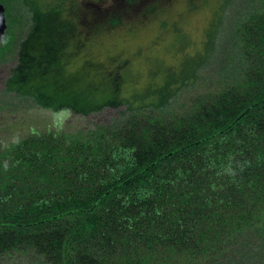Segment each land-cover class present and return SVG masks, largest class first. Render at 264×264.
<instances>
[{"label": "rangeland", "instance_id": "374dc122", "mask_svg": "<svg viewBox=\"0 0 264 264\" xmlns=\"http://www.w3.org/2000/svg\"><path fill=\"white\" fill-rule=\"evenodd\" d=\"M0 2L6 7L8 24L0 42V186L4 190L0 191L4 199L0 203L1 213L12 214L14 211L11 196L26 213L23 201L18 200L23 199L20 196L27 187L35 189L39 195L40 190H44L45 197L61 199L60 189L49 187L45 181L37 182V175H51V181L59 188L65 185V181L59 180L61 174L58 172L68 173L74 177L73 182L77 179L78 184L90 188H102L101 184L106 181L121 187L127 177L125 172L133 171L135 164L142 165L147 157L148 160H167L153 173V178L163 180L155 181L157 184L152 188H143L144 197L140 199L133 196L137 193L134 188L131 193L125 189L107 197L96 213L107 220L109 226L112 216H120L126 208H136V202L149 198L156 185L163 183L162 188L168 184L174 188V184L179 183L182 186L175 187L174 193L178 194L181 189L188 197L196 192L192 189L194 183H188L189 178L176 182L173 174H165V170L174 166L177 176L188 177L182 173L185 167L190 168L188 156L176 149L191 141V137L195 139L200 135L199 125H207L209 120L222 121L229 109L233 111L238 105L250 107L254 102L264 101V0ZM39 6L46 10L38 19L43 25L39 31L42 42L40 38L36 39L37 25L26 10ZM216 22L219 32L214 41L211 64L202 67L200 79L195 84L180 90L166 107L160 109L131 112L126 104L117 102L120 95L117 90L122 87L126 95L135 86L137 90L146 89L150 81L148 77L153 76V65L163 63V58L172 59L182 46L188 44L185 48L188 47L192 54L203 51L206 33ZM179 32L183 36L177 34ZM47 55L53 57L51 65H46ZM25 56L30 58L27 65L23 60ZM228 63L234 65L229 67ZM161 65L164 69L169 67L168 64ZM18 68L25 69L24 76L22 72L17 73ZM157 73L161 74L160 71ZM16 74L25 79H36L30 87L44 76V87L49 84L60 98L81 103L85 108L93 107V110L86 112L84 108L42 105L38 94L35 97L8 89V81L16 78ZM151 80L156 87L163 83L162 78L155 75ZM109 101L112 104L108 105ZM249 143L256 145L255 139ZM222 154L211 153L212 156L222 155L224 160L221 163L208 162L207 154H196L199 156L195 159L197 168L188 169V174H198L205 180L210 179L207 183H212L214 176L226 179L231 174L229 163L240 171L239 157L244 160L253 158L248 152L235 150ZM7 166L21 167V171L27 170L33 177L27 175L18 180L14 175L19 171H9ZM261 169L264 172V163ZM260 181L262 184L256 185L262 188L264 178ZM229 187L218 191L229 199V204L236 201L235 211L231 209V212L244 214L250 208L253 209L251 215L245 218L246 222L240 219L231 227L224 225L218 230L219 235L212 230L206 232L209 241L202 240L198 245L194 243L196 235L184 240L178 232L169 229L171 226L159 235L158 229L151 231L162 243L156 240L157 243L147 247L146 240L123 242L124 224H121L118 236L110 240L103 234L91 239L87 247L83 243L84 237L78 244L70 240L65 249L58 244L55 248L53 235L57 238L60 227L63 235L68 234L76 220L73 215L64 217L59 224L42 226L43 229L39 230L41 238L39 233L32 241L15 236L8 240L14 246L3 241L0 244V264H67L68 258L72 259L71 264H130L137 260V256L131 253L137 250L134 246L139 245L144 255L151 250L154 258L152 262L149 260L150 264L163 261L168 264H264V218L263 221L257 219L264 210V192L260 200L254 199L256 204H253V191L249 189L236 194ZM255 190L259 192V188L255 187ZM225 205L221 199L215 208L220 209L218 213L223 217L229 215V207ZM133 213L138 220V213ZM195 223L196 219L189 217L188 228L196 230ZM201 224L205 228L207 219L201 220ZM3 254L11 255L3 257Z\"/></svg>", "mask_w": 264, "mask_h": 264}, {"label": "trees", "instance_id": "16d2710c", "mask_svg": "<svg viewBox=\"0 0 264 264\" xmlns=\"http://www.w3.org/2000/svg\"><path fill=\"white\" fill-rule=\"evenodd\" d=\"M26 10L29 11V15L32 14L30 15V18L33 22L35 21V24L37 25L34 35H36V39L38 38L39 40L40 38L39 41H41L43 36L40 35L39 31H41L40 27H43V25L38 22V19H41L45 14V7H30ZM218 26L219 24L216 22L214 23V26L211 27V30L207 31V41L204 44L205 46L203 51L192 54L188 47L185 48V46H188L187 44L182 46L179 54L174 55L172 59L168 60L169 62L163 58V63L161 64L169 65L166 69L162 68L161 64L153 65V76L148 77L150 78V81L147 83L146 89L137 90V87L135 86L133 89L130 88V90H128L129 93L127 92V96L123 92L122 87L119 90H117L118 88L114 89L119 91L118 94H120L117 102L120 104H126L127 108L131 112L136 110L140 111L150 108L160 109L166 107L170 102V99L180 90L186 86L195 84L200 79L199 75L203 66L211 64V57L213 56L215 48L214 41L216 34L219 32ZM177 34L183 36L180 32ZM179 44L183 45L182 43ZM49 50L52 51L53 49L49 48ZM52 52H54V50ZM26 53L27 51L23 55ZM179 56L181 57L179 58ZM29 59L30 58L28 56L23 58L26 65ZM52 61L53 57L47 55L45 61L46 65L48 63L51 65ZM213 63L215 64L216 62ZM232 65L234 64H230L228 66L231 67ZM43 69H45V66H43ZM217 69H219V67ZM24 70V68H18L17 73L22 72L23 75ZM159 71L161 74L157 73ZM154 75L162 78L163 83L160 87L153 85L151 79L154 78ZM23 76H17L16 74V78L9 80L8 89L16 90L19 94L23 95L37 97L38 94L39 102L47 107H51L54 104V106L58 107L70 106L76 110H82V108H84L86 112H92L93 107L85 108L81 103L75 104L69 99L64 97L60 98L54 91L53 86L49 87V84H46L44 87V76H41L42 80L39 83L31 87L29 85L33 84L34 82L32 81H36V79L29 80L27 77L26 79L22 78ZM251 85H253L252 82ZM103 104H106V102L99 104L95 108H99ZM110 104H112L111 101L108 102V105ZM233 111H235V114H233ZM233 111L229 109V114L225 116L222 121L209 120L207 125H199L198 128L201 130L199 132L200 135L195 139H192L191 137V141L185 142L180 146V148L176 149L180 152V154H187L188 156L190 168L185 167L184 170H182V173L187 174L188 177L182 178L179 175L177 176L174 172V166L169 168L167 171L165 170V174L168 176H171L172 174L174 175L176 182L180 179L188 181L189 178L190 181H188V183H194L192 189L196 192L192 193L190 196L186 197L181 189L178 193L179 195L177 192L174 193L173 189L175 187L178 188L182 186L176 182V184H174V188L169 184L166 185L165 188H162L163 183L156 185V189H152L153 192H150L149 198H145L144 202H136V208L132 206L126 208L120 216H112L113 218L110 219L111 226H109L107 220L104 221L101 216L96 213L97 207L103 206L107 197H109L112 193H115L116 191H124L125 189L126 192L131 193L134 188L137 190V193L133 194V196L137 195L139 199L143 198L144 194L141 191L143 188L146 189V186L152 188L155 184H157L154 183L155 181L158 182L160 179L163 180V178H153V173L162 164H165V161H167L166 159L158 158L148 160L149 158L147 157L143 160L142 165L135 164L133 171H129L127 174L125 172L127 177L124 179L123 186L121 187L117 186V184H113V182L106 181L101 184L103 185V187L101 186L102 188H90L88 185L84 186L82 184H78L77 179L73 182L72 179H74V177H70L68 173L58 172L61 174L58 176L59 180H61V182L65 181V185H63L62 188H59V185L56 182L51 181V175H37V177H35L37 182L45 181V183H48L49 187L60 189L59 193L62 196L61 199L53 196L45 197L44 190H40L41 194L39 195L35 189L27 187L26 191L20 196V198L23 199L18 200L23 201L22 204L25 206L24 208L26 213H23L18 202L11 196L10 201H14V211H12V214L0 212V236H2L0 238V244L4 241L7 244L14 246L15 244L8 243V240L13 239L15 236H23L32 241L38 233L40 235L39 230L43 229L42 226L59 224L64 217L73 215L76 216V220L74 226H72L67 232L68 234L63 235L61 227L59 226L60 231L57 232V238L53 235V241L56 243L55 248H57L58 244L62 249H65L70 240L78 244L84 237L86 239L83 243L85 244V247H87L90 245L91 239H95L103 234L106 237H109L108 240H110L118 236L121 224H124V236L121 238L123 242H127V240H146V245L149 247V245L157 243L156 240H159V237L151 232L152 230L158 229L157 234L159 235L164 230L168 229V226H171L169 229H172L175 233L178 232L179 236L182 235V239L184 240L186 237H190V235H196L194 243L198 245L202 242V240L209 241L205 236L207 234L206 232L210 230L217 235L219 233L218 230L224 225H230L231 227L233 222L237 223L240 219L246 222L245 218L251 215L250 212L253 209L249 208L248 211L244 212V214H234L231 212V209L235 211L234 203H236V201L234 202L230 200L234 203L229 204V201H227L229 199H226L223 193L221 194L218 190L221 188L226 189V187L230 186L234 193L243 194L244 190L248 191L250 189L254 194L252 195L253 204H256L254 199H261L262 192H264L262 188L264 187L261 188L256 184H262V181L260 180L264 178V172H262L261 169V164L264 163V101L254 102L250 107L238 105ZM190 135L192 136L191 133ZM254 139L256 145L252 146L249 142ZM245 144H247V146ZM233 150H235V152H248L249 154H252L253 158L250 160H244L242 157H239V160L241 161L239 162V165L241 166L240 171L229 163L228 166L232 172L226 179H220L218 176H214L215 181L207 183L210 179L205 180L204 177L198 176V174H194V176L193 174L191 176L188 174V169L197 168L195 159H199V156H196V154H207L209 155L207 158L208 162L219 161L221 163V160H224V158H222V153L225 154L226 151L233 152ZM214 152L222 155L212 156L211 153ZM242 156L245 157V154H242ZM60 158L63 160L68 159L66 157ZM9 163H11V161ZM6 168L14 173L19 171L18 174L16 173V175H14L17 176L18 180H23V178L27 175L28 178L33 177L29 176V172L27 170L21 171V169H23L21 167L15 169L11 166H7ZM78 177L80 176L78 175ZM84 181L86 182V180ZM224 182L225 184H223ZM51 183H55L56 186H53ZM110 184L112 185L110 186ZM221 184L223 186L220 187ZM215 187L220 188L215 190ZM255 187L259 188V192L255 190ZM2 188L3 186H0V191L3 190ZM183 188L185 189L186 186ZM130 193H127V196H130ZM2 196L3 194L0 193V203H3L2 201L4 200ZM216 197H218V199H216ZM234 198H236V196ZM221 199L224 203H226L225 207H229L227 208L229 215L226 217H223L218 213L220 212V209L218 211L215 210L217 202L221 201ZM214 201H216V203ZM93 203L95 204L91 206ZM138 203H141L143 206ZM132 211L138 213L140 216L138 220L133 217L135 214H132ZM259 215L260 217H257V219L260 218L261 221H263L264 210H261ZM189 217L192 220L196 219V230H190L188 228L187 221L189 220ZM252 218H255V216H252ZM203 219H207L208 221L205 228L201 226V220ZM219 221L220 223L217 224L216 222ZM48 233L49 231H47L46 236ZM134 247L137 248V250L132 251L131 254L132 256L136 255L137 260L135 262L132 260L130 264H150L149 260L152 262L151 259H153L154 256L152 255L151 250H148V255H144L142 254L143 251H141V245H139V247ZM171 250L173 249L170 248V251ZM9 255L11 254H3V257ZM68 259L69 261L67 264H71L70 261L72 259ZM151 264L160 263L153 262ZM161 264L168 263L163 261Z\"/></svg>", "mask_w": 264, "mask_h": 264}, {"label": "water", "instance_id": "95a60500", "mask_svg": "<svg viewBox=\"0 0 264 264\" xmlns=\"http://www.w3.org/2000/svg\"><path fill=\"white\" fill-rule=\"evenodd\" d=\"M6 29H7V24H6L5 8L0 3V42L3 39Z\"/></svg>", "mask_w": 264, "mask_h": 264}, {"label": "clouds", "instance_id": "9594fccd", "mask_svg": "<svg viewBox=\"0 0 264 264\" xmlns=\"http://www.w3.org/2000/svg\"><path fill=\"white\" fill-rule=\"evenodd\" d=\"M1 3V2H0ZM2 4V3H1ZM3 5V4H2ZM4 6V5H3ZM5 8V16H6V7L4 6ZM6 24H7V17H6ZM8 25V24H7Z\"/></svg>", "mask_w": 264, "mask_h": 264}]
</instances>
